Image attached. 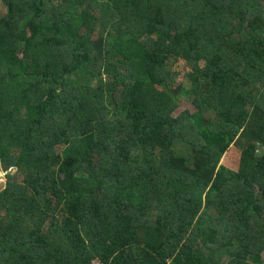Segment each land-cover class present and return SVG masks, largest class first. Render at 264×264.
I'll list each match as a JSON object with an SVG mask.
<instances>
[{"label":"trees","instance_id":"trees-1","mask_svg":"<svg viewBox=\"0 0 264 264\" xmlns=\"http://www.w3.org/2000/svg\"><path fill=\"white\" fill-rule=\"evenodd\" d=\"M2 6L0 264H264V0Z\"/></svg>","mask_w":264,"mask_h":264},{"label":"rangeland","instance_id":"rangeland-1","mask_svg":"<svg viewBox=\"0 0 264 264\" xmlns=\"http://www.w3.org/2000/svg\"><path fill=\"white\" fill-rule=\"evenodd\" d=\"M3 13H4V7L2 6V7H0V16ZM168 68L170 69V71H172L176 75H179V76L181 75V78L183 76H185L188 72V68L185 67L184 62L181 60H177V61L172 62ZM80 83H83V82L80 81ZM190 102H191L190 97L184 98V102L180 101V107H178V109L180 111L188 109L189 111H191V113L195 112V108L192 107ZM181 103L184 105H182ZM176 150H178V152L183 153V154L186 152L185 147H182L181 143L176 145ZM239 154L237 155V157L235 155L229 156L228 159L223 161V163L225 165H229V166L234 165L238 159ZM4 185H5V172H3L1 167H0V191L4 188ZM261 258L264 260V252H262Z\"/></svg>","mask_w":264,"mask_h":264}]
</instances>
